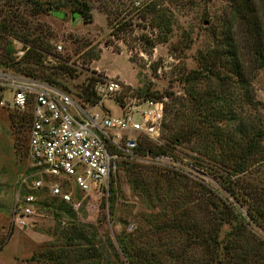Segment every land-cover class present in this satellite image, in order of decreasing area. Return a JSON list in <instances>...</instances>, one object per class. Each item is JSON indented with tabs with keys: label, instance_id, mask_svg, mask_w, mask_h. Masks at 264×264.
<instances>
[{
	"label": "rangeland",
	"instance_id": "rangeland-1",
	"mask_svg": "<svg viewBox=\"0 0 264 264\" xmlns=\"http://www.w3.org/2000/svg\"><path fill=\"white\" fill-rule=\"evenodd\" d=\"M41 1L54 3L63 0ZM87 1L90 3L92 20L85 23L80 16L72 14L68 6H60L46 12L32 11L23 0H11L8 4H3L0 0V17L6 11L13 10L28 20L31 27L36 26L38 29L50 32L45 36L50 43L48 52L41 51L39 57L41 66L46 68L45 72L51 70L54 65L65 66L64 61L68 60L76 65H67L65 70L60 67L58 72L51 74V80L21 69L17 70L11 62L9 65L0 64V73L44 79L76 94L84 90L87 78L94 71L99 75L114 76L125 81L127 89L130 88L133 92L143 93L138 91L144 86L162 95L170 91L173 95L182 98L188 106L187 112L194 113L190 110L191 103L186 91L192 80L184 82L181 79L182 75L191 69L200 68L201 55L208 49L216 47L227 35L237 43L242 42L243 39V26L234 16L227 0H163V5L172 13L171 31L165 41L155 42L147 52H144L141 50V40L138 35L145 33L154 36L156 32L154 27L148 25L147 18H139L136 12V15H131L133 18L131 29L126 27L118 31L117 38L113 35L108 36L110 25L106 21L105 14L97 7L98 0ZM253 2L260 15L263 14L264 21V0H253ZM262 30L264 31V23ZM5 35L13 49L11 55L14 60L18 59L22 65L28 63L35 67L36 64L33 61L29 62L28 57L20 59L29 43L12 32H5ZM104 39H107L108 43L105 44ZM3 43V40H0V53ZM56 44L61 45L60 50H57ZM33 70L41 73L37 68ZM201 73L206 72L201 68ZM206 75L194 83L199 89L207 90L216 83L213 77L207 73ZM250 84L254 90V99L258 103L254 105L243 103L242 108L234 105V109L243 123H247L249 118L253 117L258 127L264 128V65L252 72ZM0 96L4 101H11V91L2 83H0ZM168 97L167 95L164 99L165 103L170 101ZM101 104L107 106L112 114L119 113L111 97H104ZM19 112L7 104L0 105V264H49L31 259V253L50 243L52 245L58 242L59 238H56V234L59 227L71 223L83 224V228H91L90 230L95 231L94 241L99 246H106V238H109L117 251V237L122 231H130L138 224L146 225L142 221V215L152 216L158 221L160 213L169 210L170 206L166 204L165 197L157 200L152 194L149 200L151 205L146 204L141 195H137L131 188L126 178V166L121 165L96 189L73 192L72 201L68 203L72 207L73 215L61 213L57 216L55 209L48 205L50 195L46 191L26 185L31 177L28 173L32 171L26 151L28 113H25L24 120H17L15 113ZM165 138V132L161 133L160 141ZM262 143L261 150L259 149L252 156L248 168L233 176L235 179L238 177L236 189H244V186H247L246 190L250 193L249 200L258 206L262 204L257 203L254 196L264 198V135ZM191 144V141L185 145L182 142L175 143L171 153H159L164 155L160 160H155L154 155L147 154L145 158H133L130 162L152 164L157 168L165 167L182 173L184 177L175 181L173 193L178 192L181 196L188 192V197H193L192 200L201 201V205L194 206L196 209L194 215L199 219L206 213L201 209L202 206H205L206 210L212 209L209 200L213 194L227 197L229 200L233 198L227 193L223 181L225 169L208 159ZM24 176H27L25 183L22 180ZM203 186L211 193L205 192ZM164 187L165 185L162 184V188ZM26 191L34 193L36 202L33 204V210L23 217L25 222L20 225L14 212L18 201ZM161 191L163 192L164 189ZM234 205L246 217L248 223H244V229L250 231L252 241L255 239L259 242L260 255L264 258V215L260 224H256L248 219L245 203L234 202ZM226 229L227 224H222L220 236H223L222 233ZM151 234L153 237L157 235V233ZM159 234L164 237L163 233ZM174 234L177 240H185L181 233L174 232ZM162 253L161 251V256ZM119 261L113 259L112 264H121ZM243 264H252V262L246 260Z\"/></svg>",
	"mask_w": 264,
	"mask_h": 264
},
{
	"label": "trees",
	"instance_id": "trees-1",
	"mask_svg": "<svg viewBox=\"0 0 264 264\" xmlns=\"http://www.w3.org/2000/svg\"><path fill=\"white\" fill-rule=\"evenodd\" d=\"M10 1L2 0V3L8 4ZM227 1L232 7L234 16L243 26L242 42L237 43L227 35L216 47L208 49L201 55L200 68L191 69L182 75L181 79L184 82L192 80L186 91L191 103H189L190 110L194 113L187 112L188 106L182 98L173 95L170 91L162 95L148 86L139 89L138 92L152 97L166 98L168 95L170 101L167 103L164 101L160 132V136L165 132L166 138L162 142H155L145 135H138L135 151L140 156L171 153L175 143L182 142L185 145L191 141V146H195L208 159L225 169L223 181L227 193L233 200L213 194L209 200L212 209L206 210L205 206H202L201 209L206 213L198 219L194 215L196 213L194 206L201 205V201L192 200L193 197H188V192L181 196L178 192L173 193L175 181L184 177L182 173L165 167L157 168L152 164L131 163L133 161L130 162V158H123L119 166H126L127 181L137 195H141L148 205H151L149 200L152 194L157 200L165 197L166 204L170 206L169 210L160 213L158 221L152 216L142 215L145 226L138 224L130 231H122L117 237L118 252L109 238H106V246H99L94 241L95 231L90 230L91 228H83V224L71 223L59 227L56 234V238H59L58 242L57 238L56 243L52 245L50 243L31 253V259L49 264H112L113 259H119L121 264L124 262L127 264H243L246 260H250L252 264H263L264 258L260 255L259 242L250 239V231L244 229V223L248 221L235 208L234 202L245 203L248 219L260 224L264 215V198L254 196L257 203L262 205L253 204L249 200L250 193L246 190L247 186H244V189H236L238 177L235 179L233 176L246 170L252 156L263 146L264 128L258 127L253 117H250L247 123H243L234 105L242 108L243 103L253 105L258 103L254 99L250 77L256 68L264 65V31L262 30L264 21L263 14L260 15L257 11L253 0ZM23 2L32 11L46 12L60 6H68L69 11L75 16H80L83 22L92 20L90 3L87 0H63L54 3L23 0ZM97 7L105 14L106 21L110 25L108 36L113 35L116 38L119 37L118 31L126 27L131 29L132 14L136 15L138 12L139 18H147L148 25L154 27L156 32L154 36L145 33L138 35L141 40V50L144 52H147L155 42L165 41L172 28V13L163 5V0H109L108 3L106 0H98ZM28 22L13 10L6 11L0 17V40L4 42L1 47L0 64L9 65L11 62L17 70L21 69L51 80L52 73L58 72L60 67L65 70L67 65H54L51 70L45 72L46 68L41 66L39 57L41 51L48 52L50 43L45 36L50 32L38 29L36 26L31 27ZM5 32H12L29 43L20 59L28 57L29 62L33 61L36 64L35 67L28 63L22 65L18 59L14 60L11 55L13 49ZM104 43H108L107 39H104ZM35 68L41 73L34 71ZM201 68L216 80V83L207 90L199 89L194 84L200 78L207 76L206 73H201ZM92 79V75H89L84 89L89 90L88 86ZM90 94L95 100L93 93L88 91L87 96ZM25 113L20 111L15 113V117L17 120H24ZM162 184L166 189L162 188ZM203 187L205 192L211 193L207 187ZM162 189L166 193L162 192ZM48 198V205L55 209L57 216L61 213L69 216L74 214L67 202L51 196ZM222 224H227V229L222 233L223 236H220ZM150 232L157 235L153 237ZM174 232L181 233L185 240H177ZM159 233H163L164 237L162 238Z\"/></svg>",
	"mask_w": 264,
	"mask_h": 264
},
{
	"label": "built area",
	"instance_id": "built-area-1",
	"mask_svg": "<svg viewBox=\"0 0 264 264\" xmlns=\"http://www.w3.org/2000/svg\"><path fill=\"white\" fill-rule=\"evenodd\" d=\"M55 47L60 50L61 45ZM64 64L76 66L69 60ZM91 75L89 90L73 94L44 79L0 73V83L11 91V101L0 96V105L28 113L26 151L32 171L26 185L67 203L74 191L96 189L107 181L121 159L147 157L135 151L138 135L160 142L165 97L133 92L114 76ZM104 97H111L118 114L102 106ZM35 202L33 192L22 194L14 212L20 225Z\"/></svg>",
	"mask_w": 264,
	"mask_h": 264
},
{
	"label": "crops",
	"instance_id": "crops-1",
	"mask_svg": "<svg viewBox=\"0 0 264 264\" xmlns=\"http://www.w3.org/2000/svg\"><path fill=\"white\" fill-rule=\"evenodd\" d=\"M123 81V80H122ZM125 82V81H124Z\"/></svg>",
	"mask_w": 264,
	"mask_h": 264
}]
</instances>
